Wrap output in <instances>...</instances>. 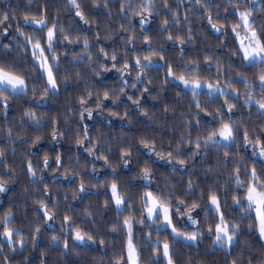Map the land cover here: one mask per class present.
I'll use <instances>...</instances> for the list:
<instances>
[{
    "label": "trees",
    "instance_id": "trees-1",
    "mask_svg": "<svg viewBox=\"0 0 264 264\" xmlns=\"http://www.w3.org/2000/svg\"><path fill=\"white\" fill-rule=\"evenodd\" d=\"M78 2L89 19V24H84L79 17L75 16L76 9L68 6V0H0V13L10 12L14 17L8 22L10 26L7 32L0 34V59L7 54L9 58L16 57L20 61V67L31 66V46L27 44L23 36L17 33L16 28L19 24L20 30L25 34L41 36L39 26L25 24L23 17L26 13L37 17L43 14L49 27L53 22L57 24L55 53L59 58V71L54 67V73L60 85L57 96L47 100L45 104L37 102L40 88L44 85V81L39 80L37 99H33L30 86L28 96L10 98V107L6 114L4 109L0 108V149L4 152V156L0 157V178L9 180L8 191L0 193V216L11 209L15 217L14 227L18 228L25 238V247L20 248L19 244H16L15 250L8 246L5 239L0 238V264H113V257L120 252L121 244L126 239V232L123 229L114 232L112 226L118 222L122 225L129 211L140 218V196L145 191L142 187L144 182L140 172L145 162H148L154 173L152 187L147 190L155 191L158 186L165 195L172 194L174 199L179 197L189 205L195 200L203 208L207 203L209 189H212L220 198L222 208H226L227 218L240 222L242 213L240 209L233 206L231 199L234 183L231 182L230 177L232 160L236 158L235 146L228 149L230 158L227 162L223 157L225 151L223 147L201 149L197 156L188 158L195 148L196 137L199 135L202 139L207 135L204 125L218 126L219 117L213 120V117L206 112L213 113L221 109V103L225 97L217 95V98H210L205 94L206 92H201V95L196 98L201 108L206 110L201 112L196 108V100L193 99L190 91L184 90L173 82L171 77H167L169 82L165 83L166 67L157 69L153 65L145 69L140 81H136L138 69L132 70L127 74L129 86L124 89L127 95L121 94L115 104L111 99L105 101L103 113L95 110L97 90L101 96L105 90H108L111 96L112 93H119L120 87H123L122 81L113 75L115 69L104 72L100 68L102 63L111 68L112 52L117 53L119 60L117 67L125 62L132 66L135 64L136 56L143 57L151 50L160 51L165 56V61L178 73L184 71V65H187L189 61H196L199 63V74L203 79L211 82L219 79L221 84L226 85L228 76H234L236 71L241 69L239 58L232 57L229 51L233 46L232 37L226 38L223 47L219 46L225 38H218L206 21L200 19L204 15L203 0L200 5L196 3V0H167L168 9L163 7V0H154L159 15L154 14L151 22L145 25L143 30L139 27L138 16L132 17L130 21L127 8L124 13L120 12L119 6L122 0H96L99 7L93 6V0H78ZM123 2L138 5L141 0H123ZM105 3L108 5L107 8L104 7ZM212 3L220 5L219 9L216 7L211 9L214 19L215 13L219 11L220 19L223 21L226 15L224 11L226 0H212ZM173 13L179 19L178 25L173 21ZM165 18L169 24L166 30L161 31V22ZM229 19L233 18L229 16ZM120 25H124V28L129 31L125 32ZM189 25L193 35L191 41L187 40ZM60 27L65 29L63 34L59 31ZM46 32L45 28V37ZM97 33H99L98 38ZM142 33L150 37L151 48L144 43ZM169 33L173 36H183L185 44L181 46L178 42L168 41ZM63 35L69 36L70 39L80 36L81 39L69 43L62 39ZM132 35L135 36L134 41L125 44L124 41ZM84 37L89 39L88 52L83 51ZM105 37L110 38L105 39ZM4 45H8L9 48L5 49ZM181 47L184 49L183 57L180 53ZM100 48L105 49L109 54L108 57L99 53ZM125 52L128 53L127 58H125ZM47 55L51 54L47 53ZM74 56L78 58L73 59ZM205 56L212 58L210 67H205ZM153 59L159 61L158 57ZM165 61H159V63L164 65ZM178 61L183 63L177 69ZM49 62L55 63L51 60ZM217 62L223 66L219 77ZM230 63L233 64L235 71L229 70ZM94 68L101 73L100 76L93 73ZM32 76L38 79L39 73H30L29 78L31 79ZM65 76L69 77L67 82L63 79ZM133 83L136 84L135 88L131 87ZM233 83L235 84L236 81L233 80ZM86 88L93 91L94 95L91 98L87 97ZM145 88L149 91L143 92ZM81 96L89 100L86 107L94 109L90 120L80 121L78 98ZM128 96L139 99L140 107L147 115L140 113L137 106L128 100ZM228 99L232 103H237L231 96ZM29 108L37 111L38 114L45 113L39 127L23 116L24 111ZM108 109L119 115L110 116ZM126 111L127 116L124 115ZM221 111L226 118V107ZM249 111L247 108L240 109L238 104L237 110H234L233 119L242 118L249 128L264 124V118H261L254 110L249 116ZM121 117L124 118L121 119ZM197 119L201 121L199 128L195 125ZM189 122L191 125L186 127ZM84 124L90 128L89 136L92 138V144L96 145V155L107 156L111 166H106L103 160H98L100 163L98 165L94 163V159L84 151V148L89 146L88 141H85L83 147L75 143L77 131L80 132L81 137L83 136ZM53 127L61 133L55 141L52 140ZM9 129H11V136H9ZM100 133L103 135L96 139ZM37 136H40L41 140L33 144L32 141ZM182 136L185 141L190 139L193 143L178 145ZM140 137L152 140L156 151L165 155L170 151L175 155V150L179 146L181 149L179 158L186 160L185 165L181 167L173 161L177 168V171L173 173V164H169L166 160L158 161L155 155L149 156L143 145L139 143ZM121 149H127L132 154L127 168L119 163ZM58 153L62 159V166L59 168L55 164V156ZM250 153L248 149L241 147L240 155ZM45 154L49 156L50 167L41 171ZM29 161L33 164L36 177L30 176L27 172ZM65 169L68 170L67 175H64ZM113 169L116 175L112 174ZM81 180L84 182L85 192H79ZM113 180L117 182L120 191L131 197L129 203L132 204V208L129 210L125 205V210L119 216L113 201L110 200V184ZM189 180L193 182V192L191 195H186ZM45 185L48 188L47 192L44 191ZM171 185H175V189ZM73 190L78 193L76 199H72ZM201 193L205 197L203 201L198 199ZM40 199L47 202L49 209L55 214L54 220L45 223L42 211H38L39 205L34 203ZM106 200H108L107 207ZM225 200H227L226 206L223 205ZM53 201H55V207H53ZM86 212L91 215H86ZM65 214L72 217L71 225L63 224ZM198 218L203 219L200 208H198ZM209 218L211 219V216ZM251 222V218L243 220L242 234L238 243L232 248L231 254L218 246L214 247L213 237L207 235L203 236L197 245L173 240L169 236L170 231H162L161 239L169 238L175 264H231L233 259H237L238 264H248L249 260L252 264H264V241L259 239L257 231L247 230V225ZM49 224L51 227L48 226ZM36 226L41 229L39 233L34 231ZM77 226L93 236L94 245L78 244L72 240L73 229ZM206 227L201 225L202 231L206 232ZM141 229L143 232L140 231ZM154 229L155 225L152 228L145 225L135 226V243L141 250V264H152L151 248L148 247L145 250V247L141 246L145 245L144 237L150 231L153 241L156 239ZM2 231L3 226L0 224V232ZM53 235L60 236V241L53 242L51 240ZM33 236L36 237L35 246L32 243ZM64 239L68 240V249L63 247ZM101 240L105 241L104 245L100 244ZM160 264H165L162 258Z\"/></svg>",
    "mask_w": 264,
    "mask_h": 264
},
{
    "label": "snow or ice",
    "instance_id": "snow-or-ice-1",
    "mask_svg": "<svg viewBox=\"0 0 264 264\" xmlns=\"http://www.w3.org/2000/svg\"><path fill=\"white\" fill-rule=\"evenodd\" d=\"M196 3L200 5L202 0H196ZM68 6L75 8V16L79 17L84 24H89V19L85 16L84 12L81 10V4L78 0H68ZM93 6L99 7L96 0H93ZM107 8V3L104 4ZM163 7L165 9L169 8L167 0H163ZM204 15L200 18L205 20L207 25L211 27L217 37H224L225 41H221L219 46L223 47L226 43V38L232 37L233 46L229 49L232 57L239 58V65L241 66L240 71H236L235 75L228 76V83L224 86L221 85L219 79L215 83L203 79L199 74V63L196 61H189L187 65H184V71L177 72L173 69L172 65L165 61V56L156 50H151L147 55L136 56L135 64L130 66L129 63L125 62L120 67H117L119 63L117 53L112 52L110 59L112 61L111 68H108L105 64H100V68L104 72L111 71L115 69L119 73V78L123 83V87H120L119 93H112L105 90L101 96L99 90L95 93V110H99L103 113L105 109V101L111 99L113 104L119 99L121 94L127 95L124 89L128 87V81L124 79L125 73H130L134 69H138L136 72V81L142 79V75L146 68L155 65L157 69L159 67H166V80L167 77H171L181 84L184 85L185 90L192 93V97L196 100V108L201 112L206 110L201 108L199 100L196 98L201 95V92L206 88L205 93L210 98H217L216 94L225 97L221 103V109H227V115L222 113L221 109L215 110L213 113H207L211 115L213 120L219 117L218 126H210V124H205L204 127L207 130V135L202 139L198 135L195 139V148L190 152L189 159L197 156L201 149L207 150L210 147H223L225 149L223 153L224 160L227 162L230 158V152L233 146L236 148L235 156L236 158L232 160L233 167L231 169V182L234 183L232 188V204L235 208L240 209L242 215L240 222L235 220H229L227 218L226 208H222V202L218 197L216 191L209 189L207 196L206 205L201 208V204L197 201H193L190 205L185 203L183 199L179 197L173 198L172 194L165 195L157 186L155 191L147 190L152 187V176L153 169L145 162V166L141 169L140 176L143 180V189L140 196L141 203V213L140 218H137L135 213L129 211V215L124 217L122 225L114 224L112 226V231L118 232L123 229L126 232V239L121 244V250L118 254L113 257V264H141V250L140 247L135 243L136 225H145L148 228H152L155 225L156 239L153 241L152 232L150 231L145 237V247L151 248L152 264H160L161 258L165 261V264H175V260L172 254V245L169 243V238L164 237L161 239L162 231H169V236L175 240L182 237L184 242H197L200 238L207 235L214 239L212 244L214 247H219L221 250L231 254V250L238 243L239 238L242 234V223L244 219L251 218L252 222L247 225V230L257 231L259 233V239L264 240V124L258 127L249 128L243 119H233L234 110H237L238 104L240 109H249V116L252 115V110L255 111L261 118H264V0H226V5L224 11L226 15L223 21L220 19V12L215 13V19L213 17V12L211 9L216 7L219 9L220 5L213 4L212 0H203L202 4ZM128 9L129 20L132 17H139V27L144 29L145 25L151 22V18L159 15L156 10L157 6L154 0H141L138 5H132L131 3L125 4L122 0L119 6L121 13H124L125 9ZM229 8L231 12L229 13ZM109 15L111 12L109 11ZM229 16L233 19L230 20ZM259 17V19H257ZM12 14L10 12L0 13V34L7 32L8 22L10 21ZM187 20V17H185ZM25 24H35L39 26L41 36L37 37L34 35L25 34L20 30L19 24H17L16 31L19 35L23 36L27 41V44L31 46V66L20 67V61L16 57L9 58L7 54H4L3 58L0 59V108H3L5 114L10 107L9 100L11 97L17 96H28L29 88L31 86V95L33 99H37V87L38 81L43 80L44 85L40 88L39 97L37 102L44 103L47 100L55 98L58 94V77L54 73V67L57 71L59 65V58L55 53V45L57 43L56 29L57 24L52 23L51 27L48 26L45 15H40L39 17L34 15L25 14L23 17ZM173 21L178 25L179 19L176 14L173 13ZM169 21L165 18L161 22V31L166 30V26ZM47 29L46 37L44 35V29ZM120 28L125 32L129 29L124 28V25H120ZM61 34L65 32L63 27L59 28ZM134 31V30H133ZM143 34V33H142ZM97 38L99 33L96 34ZM110 37H105L109 39ZM62 39L68 41L69 43L77 42L81 39L80 36H76L74 39H70L69 36L63 35ZM135 36H129L127 40L124 41L125 44H130L134 41ZM144 43L151 48V39L147 34H143ZM193 39L192 29L189 25V30L187 33V40L191 41ZM168 41L178 42L181 46L185 44V38L181 35L173 36L171 33L167 35ZM46 44V47H45ZM90 47L89 39L87 37L83 38V51L88 52ZM5 49H8V45H4ZM99 53L104 57H108V53L104 48H100ZM50 53L51 55H46ZM181 56H184L183 47L180 48ZM128 53L125 52V58H127ZM154 57H158L159 61H165L164 65H161L159 61L154 60ZM78 57L74 56L73 59ZM91 60V56H89ZM219 58H217L218 60ZM55 62L50 63L49 61ZM212 58L205 56V67L211 66ZM183 61L177 62V69L181 67ZM195 65V66H192ZM222 65L217 62V75L221 74ZM229 70L235 71L233 64H229ZM96 76H100L101 73L97 69H92ZM39 73V77L32 76L29 78L30 73ZM77 78H79V73H77ZM64 81L67 82L68 76H65ZM233 80L236 83H233ZM150 83V81H149ZM131 87L135 88L136 84L133 83ZM149 89L145 88L143 92H148ZM85 92L88 98H91L94 93L90 88H86ZM51 94V95H50ZM179 95V93H178ZM231 98L237 103H232L228 99ZM79 99L80 111L79 118L80 121L85 119H92L94 109L86 107L89 100L81 96ZM128 100L132 104L136 105L140 113L147 115L144 109L140 107L141 101L139 99H133L132 96H128ZM242 100V103L240 101ZM167 111V109H165ZM110 116H118L119 113L108 109ZM86 114V116H85ZM45 113H37V111L31 108L24 111L23 116L27 118L32 124L37 127L41 124V118ZM128 115L127 111L124 114ZM198 115V113H197ZM124 117H121L123 119ZM67 119V117L65 118ZM111 123V121H109ZM189 122L187 126H190ZM197 128L201 126V121L197 119L195 121ZM90 128L87 124L83 125V136L81 137L80 132L77 131L75 143L81 147L84 146L85 141H88L89 146L84 148V151L88 153L89 156L95 157L96 160H103L106 166L109 165L108 157L101 154L96 155V145L92 144V138L89 136ZM58 129L53 127L52 129V140H57L60 136ZM98 134L96 139H99ZM9 136H11V129H9ZM41 140L40 136H37L32 143L37 144ZM242 141V144H241ZM139 143L143 145L144 149L147 151L149 156L155 155L160 160H166L169 164L175 161V164L183 167L186 163L185 159L179 158L180 147L178 146L175 150V155L173 152H168L166 155L162 152L156 151L155 144L152 140L146 137H140ZM192 144V140H184L182 136L179 144ZM243 147L247 149L251 147V153L248 155H240V149ZM131 152L127 149H121L119 163L127 168L129 167V161L131 160ZM4 156V152L0 149V157ZM43 171L50 167L49 156L45 154L43 156ZM55 164L57 168L62 166L61 155L58 153L55 156ZM175 164L172 167L173 173L177 171ZM93 171L95 167L93 166ZM27 172L30 176L36 177V171L33 168L31 161L28 162ZM68 170L65 169L64 175H67ZM113 175H116L115 169H113ZM243 175V179H242ZM11 179V178H10ZM43 178L41 177V180ZM9 180H4L0 178V193H6L8 191L7 184ZM175 189V185H171ZM111 196L110 200L115 203V211L118 216L125 210V205L130 210L132 204L129 203L131 197L127 196L125 192H122L118 188V184L115 180L111 181L110 184ZM45 192L48 191L47 185H45ZM86 188L83 180L80 181L79 192H85ZM193 192V182L188 181L186 195H191ZM77 191L73 190L72 199L77 198ZM200 201L205 199L204 194L201 193L198 198ZM34 203L39 205L38 211H42L45 223L52 221L55 218V214L51 212L48 207L47 202L44 199L34 201ZM108 200L105 201V206L107 207ZM223 205H227V200L223 201ZM53 207H55V201H53ZM200 208L203 212V219L195 218L194 214L196 210ZM183 209V210H182ZM254 213V215H253ZM86 215H91V213H85ZM211 216V219L209 218ZM181 218H186V221L181 225ZM15 217L12 214L11 209L0 216V224L3 226V231L0 232V238L6 240L8 246L15 250V245L19 244L20 248L25 247V238L21 234L20 230L14 227ZM175 221V223H174ZM63 224L71 225L72 217L65 214L63 216ZM181 225L183 231H181ZM191 225L194 230L188 231V226ZM201 225H206V232L202 231ZM51 227V225H48ZM34 231L39 233L41 231L39 226H36ZM143 232V229L140 230ZM61 237L53 235L51 240L53 242L60 241ZM72 240L79 242L93 241V236L88 232L82 231L78 226L73 229ZM94 242V241H93ZM33 246L36 243V237L33 236L32 239ZM105 241L101 240L100 244L104 245ZM64 249H68V240H63ZM6 259V258H5ZM231 264H238L237 259H233ZM248 264H252L251 260Z\"/></svg>",
    "mask_w": 264,
    "mask_h": 264
},
{
    "label": "rangeland",
    "instance_id": "rangeland-1",
    "mask_svg": "<svg viewBox=\"0 0 264 264\" xmlns=\"http://www.w3.org/2000/svg\"><path fill=\"white\" fill-rule=\"evenodd\" d=\"M34 25H35V24H34ZM46 55H47V53H46ZM127 74H129V73H125V76H124V79H125V80L128 79ZM113 75L119 78V73H118L116 70L113 71ZM119 79H120V78H119ZM171 80H172L173 82H175L176 84H178L180 87H182V88L185 90L184 85L181 84L179 81H177V80H175V79H173V78H171ZM213 83H215V82H213ZM221 85L224 86L225 84H221ZM186 91H187V90H186ZM202 92H207V89L205 88ZM217 95H219V94L217 93L216 96H217ZM45 103H46V102L41 103V104H45ZM247 149H248V151L251 152V147H249V148H247ZM89 157H90V156H89ZM91 158L94 159V163H95L96 165L100 164L99 161L95 159V157L91 156ZM93 159H92V160H93ZM157 160H158V161H161V162H164V161H165V160H160L159 158H157ZM172 164L174 165L173 162H172ZM99 169H100V168H99ZM110 193H111V189H110ZM113 203H114V201H113ZM114 206H115V203H114ZM182 210H183V209H182ZM194 217H195V218H198V209L196 210V213L194 214ZM185 221H186V218H181V225H182ZM174 223H175V221H174ZM181 225H178V227H181ZM183 230H184L183 227H181V231H183ZM187 230H188V231H192V230H194V229H193V227H192L191 225H189ZM169 231H170V230H169ZM212 237H213V239H214V235H213ZM177 240H181V241L184 242V240H183L182 237L177 238ZM200 240H201V238H200L197 242H187V243H188V244L197 245V244L200 242ZM263 241H264V240H263ZM75 242L78 243V244H93V245H94V242H93V241H86V242L75 241Z\"/></svg>",
    "mask_w": 264,
    "mask_h": 264
}]
</instances>
